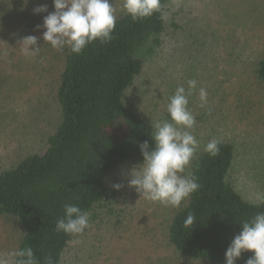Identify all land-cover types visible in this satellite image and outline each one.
Here are the masks:
<instances>
[{"label":"trees","instance_id":"16d2710c","mask_svg":"<svg viewBox=\"0 0 264 264\" xmlns=\"http://www.w3.org/2000/svg\"><path fill=\"white\" fill-rule=\"evenodd\" d=\"M179 1L161 0V12L142 21H133L122 12L117 16L110 43L95 42L80 54H73L68 48L62 50V67L54 96L60 111L58 126L49 136L44 151L28 154L0 171V217L7 215L19 221L23 236L17 249L32 248L41 264L47 257H52L54 264H65L67 253L78 237L56 231V222L64 215L66 204L87 211L90 225L98 224L105 216L111 222L110 217L118 210L132 207L124 192L113 187L111 176L124 167L143 163L140 145L145 141L154 143L151 135L155 121L170 120L167 104L176 90L162 103L154 104L146 97L141 102L142 97L137 102L128 99L145 73V56L159 57L168 39L175 40L179 49L170 54L164 51L167 68L163 71L169 74V68L178 67L182 78L179 86L187 89V81L194 76L197 66L218 54L220 37L212 30L215 25L194 27L174 20L173 16L170 18L171 5ZM41 5H46L48 12L34 14L33 10ZM54 11L53 0L3 3L0 68L6 59L12 65L23 59L5 54L3 33L8 29L18 30V37L8 43V51L13 45L17 48V41L23 36L38 37L39 54L23 60L25 64L29 62V70L38 71V61L42 54L46 55L42 49L48 44L43 40L45 29H37V25H42L44 17ZM189 27H193L190 32ZM252 60L246 63L245 75L255 85L264 86V46ZM0 77L3 78L2 73ZM158 77L154 78L156 83ZM192 105L191 96L188 105L191 111ZM207 108L199 107V113ZM196 119L198 123L191 132L200 147L182 175L191 174L200 187L179 209H172L166 217L163 235L167 247L181 257L225 264V252L242 230L241 224L264 212V202L247 200L232 182L236 161L234 143L218 134L201 136V119ZM213 138L220 141L215 157L204 151ZM190 213L196 220L193 226L185 228L184 221ZM141 247L145 255L155 244ZM103 253L100 255L104 256ZM252 255V252L242 253L236 264H246ZM73 258L74 264H99L95 255H86L84 247L77 249ZM147 259L144 264L150 262Z\"/></svg>","mask_w":264,"mask_h":264},{"label":"rangeland","instance_id":"374dc122","mask_svg":"<svg viewBox=\"0 0 264 264\" xmlns=\"http://www.w3.org/2000/svg\"><path fill=\"white\" fill-rule=\"evenodd\" d=\"M10 1L16 2L0 0V9L3 10L4 2ZM110 2H115L119 16L123 12V0ZM171 7L170 18L173 16L174 20L177 18L194 27L196 24L216 27L212 30L220 37L218 54L215 59L207 58V62L198 65L190 78L197 81V88L201 85L207 89L208 108L199 113L197 91L192 96V113L195 120L196 117L201 119V136L218 134L234 143L236 161L231 180L247 200L261 201L264 198V86L252 83L245 73L246 63L253 61L264 46V0H180ZM192 28L189 27V32ZM3 36L5 54L12 55L13 59L23 56V59L14 65L6 59L0 68L3 74V78L0 77V171L12 167L28 154L46 149L49 136L60 122L54 96L63 57L62 51L48 44L42 49L46 55L42 54L35 73L29 70V62L23 61L25 56L18 47L13 45L7 50L8 43L18 37V30L7 29ZM175 42L168 39L159 57L145 56V73L128 99L137 102L142 97L141 102L146 97L154 104L162 103L180 85L178 67L169 68V74L163 71L167 68L164 51L170 54L175 48L179 49ZM157 75L158 83L154 80ZM131 169H120L111 176V181L112 185H123L121 190L132 207L118 210L110 217L111 222L105 216L103 221L90 225L78 235L65 264H74L73 254L83 247L86 255H95L99 264H144L147 257L148 264H209L181 257L167 247L163 232L173 208L140 199L135 189L128 186ZM117 222H120L118 226ZM22 236L23 230L16 218L0 217V252L17 249ZM142 244H155L156 249L152 247L144 255ZM100 252L105 255L101 256Z\"/></svg>","mask_w":264,"mask_h":264},{"label":"clouds","instance_id":"9594fccd","mask_svg":"<svg viewBox=\"0 0 264 264\" xmlns=\"http://www.w3.org/2000/svg\"><path fill=\"white\" fill-rule=\"evenodd\" d=\"M55 11L46 15L42 25L43 40L53 49H70L80 54L87 46L99 42L110 43L114 39L117 20V6L110 0H53ZM161 0H123L122 10L133 21H142L161 12ZM34 14L48 12L46 5L36 7ZM161 19L165 17L161 16ZM18 48L26 58L39 54L38 37L27 35L18 41ZM198 91L199 107L205 109L208 104V92L204 87L197 88V81L189 79L187 89L178 86L169 97L167 112L170 120L155 121L151 139L140 145L143 163L133 167L128 186L134 188L140 199L159 203L164 207L179 209L200 185L196 178L182 175L199 150V142L191 130L195 126V117L189 109V97ZM219 143L213 138L204 151L215 157L219 153ZM119 190L122 184H114ZM260 202H264V198ZM196 217L189 214L184 227L194 225ZM242 230L235 235L225 252V264H236L242 253L252 252L246 264H264V212L242 224ZM89 224V213L73 204L64 206V215L56 222V231L66 235L83 234ZM0 264H41L33 249L23 248L0 252ZM43 264H54L52 257L45 258Z\"/></svg>","mask_w":264,"mask_h":264}]
</instances>
